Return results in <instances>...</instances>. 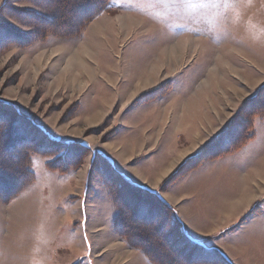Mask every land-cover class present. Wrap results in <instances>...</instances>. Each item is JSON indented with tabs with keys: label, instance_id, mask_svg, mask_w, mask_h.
<instances>
[{
	"label": "rangeland",
	"instance_id": "rangeland-1",
	"mask_svg": "<svg viewBox=\"0 0 264 264\" xmlns=\"http://www.w3.org/2000/svg\"><path fill=\"white\" fill-rule=\"evenodd\" d=\"M104 1L98 8L95 0H0V33L24 41L5 39L0 44V101L30 111L51 133L90 146L80 160L56 159L47 151L56 143L31 121L26 126L16 121L13 138L22 139L9 151L10 162L32 144L47 156L31 155L33 180L12 199L0 198V264H87L89 256L94 264L157 263L151 251L147 256L131 246L135 241L123 237L127 227L117 221L126 214L127 202L115 196L111 183L117 171L99 154L107 153L130 175L135 170L153 182L148 163L163 152L170 159L160 157V171L170 163L173 168L161 177L154 169L159 174L153 173V190L175 193L190 178L199 184L204 169L207 183L227 181L231 168H237L234 175L239 178L231 191L227 182L206 189L217 215H208L211 209L190 196L174 206L165 203L173 210L161 209L165 227L182 236L175 216L186 233L214 239L230 264H264V186L257 176L250 177L258 172L264 179V114L259 111L264 105V0H204L207 7L179 16H165L167 9L158 0ZM118 19L132 22L124 25ZM73 57L83 67L72 64L68 71L66 62ZM142 80L153 84L143 85ZM205 80L212 81L207 99L217 118L211 105L206 107V90L197 94ZM217 81L222 85L216 87ZM193 98L200 101L197 112L192 108L185 118L191 126H183L182 138L170 136L168 130L181 124L171 119L181 116ZM170 105H175L173 110ZM192 128L202 134L195 149L187 139ZM224 128L229 129L227 141L201 152ZM123 151L129 152L127 159L133 156L120 162L115 155ZM246 188L255 199L240 212H231L225 204L240 200ZM223 197L229 199L224 207L218 201ZM136 206L130 209L136 211ZM136 213L148 223L138 229L153 230L141 235V246L153 247L151 235L160 233L155 250L165 248L162 257L168 262L174 253H169L164 229L156 230L146 211L140 214L144 220ZM132 223L135 228L137 221ZM84 236L92 248L89 253L83 250ZM192 257H179L176 264H190Z\"/></svg>",
	"mask_w": 264,
	"mask_h": 264
},
{
	"label": "trees",
	"instance_id": "trees-1",
	"mask_svg": "<svg viewBox=\"0 0 264 264\" xmlns=\"http://www.w3.org/2000/svg\"><path fill=\"white\" fill-rule=\"evenodd\" d=\"M97 3V7L100 5L99 1H103L104 4V0H95ZM99 8V7H98ZM101 8V7H100ZM98 9H96L97 11ZM4 104V103H3ZM8 104H4V114L7 117L4 125L2 127H0V163L1 162H5L7 161V164H0V198L3 201H8L10 199H12L13 197L17 196L23 189L24 187L33 180V176H32V172H31V168H30V157L31 155H40V156H47L46 154L42 153L41 151V147L39 146V148L37 147V144H32L30 146H28L27 149L21 151V153L17 158V161H12L10 162V154L9 151L15 148V144H17V142H19L22 138L18 136V140L17 138H13V133L15 131V123L16 121H19V123L21 122V124L23 125L24 123L28 124V120L27 119H20V116L15 115L16 113H18L17 110L15 109H10L7 107ZM23 122V123H22ZM23 126H26L25 124ZM29 131L31 130V126L28 127ZM41 131V130H40ZM42 132V131H41ZM44 135H46L50 141L57 143L55 141L52 140V138H50L46 133H43ZM35 148H38L36 150ZM44 150V149H43ZM14 155V154H12ZM16 156V155H15ZM12 157V156H11ZM102 157V156H101ZM105 161L106 158L102 157ZM13 162V163H12ZM108 163V165L115 170L112 167V163L110 161H106ZM50 162L47 163V166H49V168L53 169L50 165ZM114 175H116V179L115 181H113L114 183L111 185L114 186L116 188V191L114 192L115 196H117V199L123 200L124 202H127V205L125 207L124 210H126V214L124 215V213L121 216V219L119 221H117L118 223H121L120 221L123 222V224L125 225V227H127L124 231H122L121 233L123 234V237H125L127 239V241L133 240L135 242L130 243L131 246L135 245V247L140 248L143 253H145L147 256H149L148 253H150V251L153 254L152 257V261L157 262L159 264V262H163V264H171L173 262V264H176L177 259L179 257H181L184 260H189L188 258H191L194 253L193 249L190 247V245L187 242V238L188 235L187 233L184 231V228H182L181 223L178 221V219L174 216L173 220L174 222H176V227L180 230L181 232V237H179L176 233L174 235V232H170L169 228L165 227L164 223H162V214H161V209H165L167 210V212L170 210L171 212H173L172 209L169 208V206H167V204H157L154 201H152L149 197L142 195V193L140 192V190L137 187H134L131 185V183L126 182L127 180L125 178H121V176L117 173H114ZM111 194H113V190L111 189ZM113 194V196H114ZM145 197V198H144ZM117 201V200H116ZM143 201H148V203H144ZM142 204H145L148 207H145ZM134 205H137V216H141V212H143V214L146 213L149 214L148 217H151V219L157 223V226L155 228H157L156 230L162 231L164 229V235L165 237L168 238V241L166 242L168 244V249L169 253L172 254V252L174 253L172 257H169V259H167L168 262H165L163 260L162 256H166L165 252L163 250H165V248L162 250H155V246L156 243L161 240L162 238L160 237V233H158V236H154L151 235V240L155 243V245L153 247H148L147 245H145V247H141V244H144V240L139 241V239L141 238V235L143 233L146 234H152L153 230L152 229H143V230H139L138 229V225H145L147 226L148 223L143 222L142 220H139V217L135 216V212L134 210L130 209V207H134ZM142 210L140 212V214H138V210ZM174 215V213H173ZM142 218V216H141ZM143 219V218H142ZM137 221V223H135V228L131 227V224L133 221ZM144 220V219H143ZM151 220V221H152ZM177 236V237H176ZM131 242V241H130ZM170 243V244H169ZM144 246V245H143ZM170 246V247H169ZM189 249V250H188ZM176 252H174V251ZM164 254V255H163ZM158 255V256H157ZM150 258V257H149ZM167 258V257H166ZM219 262L221 264H230L227 259L225 258V256L222 254L219 258ZM155 263V264H157ZM160 263V264H161Z\"/></svg>",
	"mask_w": 264,
	"mask_h": 264
},
{
	"label": "snow or ice",
	"instance_id": "snow-or-ice-1",
	"mask_svg": "<svg viewBox=\"0 0 264 264\" xmlns=\"http://www.w3.org/2000/svg\"><path fill=\"white\" fill-rule=\"evenodd\" d=\"M158 2L164 4L165 8L167 9V12L164 13L165 16H179L188 10L205 8L208 6V4L204 2V0H158ZM5 39L16 41L17 43L21 44L24 43V41L18 40L17 37L13 35L5 37L3 33H0V44H2ZM262 91H264V89H262ZM249 103L252 102L250 101ZM4 107L5 106L3 102L0 101V127L4 125L7 119L3 111ZM7 107L10 109H18V113H16L15 115L21 116L22 118L31 121V123L38 130H41L42 133H46L48 136H51L52 140L57 142L54 147H50L47 149L49 153L56 154V159H64L69 161L80 160L90 149V146L87 145L83 140L78 141L74 139L61 138L59 135L51 133L49 129L44 127L40 120H38L31 114L30 111H25V109L21 108L18 104H10L7 105ZM259 111L264 114V105L259 106ZM228 132L229 129L224 128V130L218 137L213 138V140L209 141L205 145V147L201 149V152L205 151L206 149L209 151H214L217 142L221 140L225 142L227 141ZM99 155L106 158V161H111L112 165L115 166V170L121 176V178L123 179L126 177V182H130L132 186L137 187L142 194L149 197L157 204L166 203L165 198L162 195L166 188L153 190V188L146 186L145 184H141L137 179L129 175L126 168H123L119 164H117V162L107 153H100ZM199 155L200 153H197V157H199ZM134 166L135 165H129V167ZM165 175H167V173ZM187 242L194 251V255L190 261V264H219V258L222 253L216 246L214 239H203L195 235V233L190 232L187 238ZM149 264H152V262L149 261Z\"/></svg>",
	"mask_w": 264,
	"mask_h": 264
},
{
	"label": "crops",
	"instance_id": "crops-1",
	"mask_svg": "<svg viewBox=\"0 0 264 264\" xmlns=\"http://www.w3.org/2000/svg\"><path fill=\"white\" fill-rule=\"evenodd\" d=\"M156 114H158V112L156 113ZM154 117V121H155V115L153 116ZM166 120V119H165ZM168 120V119H167ZM177 120H179L180 121V119H179V117H175V118H173V119H171V121L175 124V121H177ZM156 123V122H155ZM173 127H175V128H173V129H169L168 131H169V135L170 136H172V137H177V136H179L180 135V133L177 131V129H178V127L179 126H173ZM174 131V132H173ZM156 135V134H155ZM155 137V136H154ZM153 137V138H154ZM179 137H181V136H179ZM191 137H193V139H196L197 140V135L195 136V135H191ZM152 138V139H153ZM182 138V137H181ZM186 138V137H185ZM199 138L201 139L202 138V134L199 136ZM152 139H150V140H152ZM188 139V138H187ZM190 140V143H192V145H194L195 143H196V140ZM143 140V139H142ZM147 140V138L145 137V140L144 141H146ZM189 140V139H188ZM142 142L141 144H139V146H138V148H141L142 147V145H144L145 144V142ZM148 143H150L149 141H148ZM135 145H136V143H135ZM184 145H186V142L184 143ZM188 146V145H187ZM128 151H129V149H130V146H128L127 148H126ZM153 149V148H152ZM128 151H123L122 152V157H119L118 155H115L116 157V160H119L120 162H122V160H124V157H125V160H128L129 158H131L132 156H133V154H132V156L131 157H129L128 159L126 158V153H129ZM132 151V150H131ZM135 151H134V148H133V151L131 152V153H134ZM195 152V151H194ZM193 153V152H192ZM169 157L166 161H168L169 159H170V156H169V153L168 152H163L162 154H159V155H157L153 160H151L150 161V164L148 163V168H147V170H148V175H149V178L151 179V178H155V180H153V182H149V181H147L146 180V178L143 176V175H145L144 173H139L138 171H133L132 170V172H131V176H133L135 179H137L141 184H145L146 186H149V187H151V188H153V189H155L156 187L153 185V183H155L156 182V174H158V171L160 170V168H159V170L156 172L154 169H157L156 167H158L159 166V164H160V160H161V158L160 157ZM122 159V160H121ZM111 162V161H110ZM164 165V164H163ZM155 167V168H154ZM227 167H229V166H227ZM234 169H237V168H234ZM234 169L233 168H231V169H229V171H228V173H230V174H228V173H226V175L227 176H231L227 181H222V182H218V181H216V183H207V181L206 180H203V174H205L204 173V171L206 170V169H204V171L203 172H200V179H199V184H193L192 183V180L191 179H193V178H190V179H186V180H184L183 181V183L182 184H178V186L175 188V193H167V192H163L162 193V195L165 197V201H166V203L167 204H169L170 206H174V205H176L177 203H179V202H181V201H185L186 200V196H190V199H192L193 201L194 200H197V201H199V202H196V203H200V204H202V205H204V206H206V207H208V208H210L211 209V211L208 213L207 212V214L208 215H211L212 213H214V215H217L218 213H217V211H216V213L215 212H213L215 209H217L216 207L215 208H213V205H212V203H214L213 201L212 202H208V199H209V193L207 192L206 193V189H216V188H220L224 183H226V182H228V181H232L234 178H236L237 177V175H238V173L236 174V175H234ZM236 172V171H235ZM153 173H156L155 175H153ZM143 174V175H142ZM170 174V173H169ZM168 174V175H169ZM130 175V174H129ZM136 175V176H135ZM167 175V176H168ZM166 176V177H167ZM165 177V178H166ZM164 179V178H163ZM126 180H127V178H126ZM159 184V183H158ZM157 184V185H158ZM188 184V185H187ZM193 187V190H191V188ZM195 188H196V190H195ZM176 192H181L182 193V195H179V193H178V195H176ZM176 196H178L179 198H177ZM189 198H188V200H190ZM108 230V229H107ZM263 232H264V228H263ZM187 235L189 236V234L187 233ZM201 235H204V234H201ZM84 238H85V248H83V250L85 249V251H87V253H89V251H91L92 250V248H91V246H90V244L88 243V241H87V239H86V237L84 236ZM93 258H94V256H93ZM87 264H94L93 263V260H92V258H91V256H89V257H87Z\"/></svg>",
	"mask_w": 264,
	"mask_h": 264
},
{
	"label": "bare ground",
	"instance_id": "bare-ground-1",
	"mask_svg": "<svg viewBox=\"0 0 264 264\" xmlns=\"http://www.w3.org/2000/svg\"><path fill=\"white\" fill-rule=\"evenodd\" d=\"M133 19H135V18H133ZM120 22H121V24H124V25H129V23L130 22H132V20H130V21H121V19H118ZM94 28H96V26L94 27ZM87 47V46H86ZM173 53V52H172ZM170 55V54H169ZM171 56V55H170ZM72 64L74 65V64H76L77 66H79L81 63H80V59H79V57H73V59L71 58L70 60H67V62H66V69L68 70H70L71 69V66H72ZM80 66H82V65H80ZM83 67V66H82ZM68 70V71H69ZM83 70L85 71V70H87V73L89 74V71H88V69L87 68H83ZM213 72H216V70H214ZM212 72V73H213ZM237 73V72H236ZM72 75V74H71ZM217 75V74H216ZM71 81H72V83H76V82H78V81H76V78H75V75L74 76H72V79H71ZM142 82H144L143 80H142ZM212 81H210V80H205V81H203L200 85H199V87H198V93L197 94H199L201 91H204V90H206L207 89V87L208 86H210V83H211ZM221 82V81H220ZM80 83V82H79ZM79 83H77L78 84V88H79V90L82 88V86L79 84ZM153 84V82H150V81H146V82H144L143 83V85L144 84H147V86H150L151 84ZM140 85H141V83H140ZM218 85H222V83H219L218 81L216 82V87H218ZM146 86V87H147ZM140 87V86H139ZM142 87H144V86H142ZM230 88V87H229ZM230 89H232V91L233 92H236L235 91V89H233L232 87L230 88ZM207 92H208V90H206L205 92H204V94L202 95V96H204V98L206 99V107L208 108V105L210 104L211 105V109H210V111L212 110L213 111V115L217 118L218 116H219V113L214 109V104H213V102H208V99H207ZM222 92V91H221ZM196 94V95H197ZM231 98V97H230ZM200 99H202V98H200ZM199 101L200 100H198V98H193V99H191L190 101H189V103H188V105H187V107L186 108H184L183 107V113H182V115L181 116H178V117H180L179 119H180V122H181V124H180V126L178 127V129H177V131L178 132H180L181 130H182V128H183V126L185 127V128H187V127H190L191 125H190V122H188L189 120H185V118L186 117H188L189 116V113L192 111V108H193V111H196L197 109V104L199 103ZM175 105H170V109L171 110H173L172 108L174 107ZM181 110V109H180ZM197 112V111H196ZM99 116H103V113H97ZM193 116H194V114H193ZM196 118H197V115H196ZM191 120H193V121H195V118L193 117ZM205 120V124H207L208 123V119H204ZM192 133L191 134H189V135H187V138L189 139V140H191V139H193V137H191V135L193 136V135H197V140L199 139V136H200V134H197V132H196V130H194V128H192ZM187 133H189V132H187ZM208 133V132H207ZM26 137V136H25ZM193 140H196V139H193ZM195 146L196 145H190L189 146V148H194L195 149ZM193 149V150H194ZM188 152V151H187ZM189 152H191V151H189ZM183 154V153H182ZM180 155V156H183V155ZM179 156V157H180ZM120 157H122V152L120 153ZM182 158V157H181ZM170 167H167V168H164V169H161V171L159 170V173H160V177L161 176H164L166 173L168 174L170 171H171V168H173V164L171 165V163H170V165H169ZM156 168H158L159 169V166L158 167H156ZM260 172H262V171H260ZM259 172V173H260ZM158 173V174H159ZM252 173V172H251ZM261 174V173H260ZM252 175H254V176H257V178H258V181H259V183L262 185V186H264V179H263V177H261L259 174H258V172H256V173H252L251 175H250V177L252 176ZM136 176V175H135ZM250 177L248 178L247 177V181H250L251 179H250ZM261 179H260V178ZM159 181V180H158ZM230 183V185L232 186V187H229L230 188V191H231V189H233V187H236L237 185H238V183H239V178H238V176L236 177V178H234L232 181H228L227 182V185ZM158 184V183H157ZM229 185V186H230ZM256 187L255 188H257V187H259L258 185H255ZM225 190H226V188H225ZM224 190V191H225ZM226 191H228V189L226 190ZM232 194V193H231ZM165 198V197H164ZM255 199V196H254V194H252V192H250L249 191V189L248 188H246L245 189V191H244V193L242 194V196H241V198H240V200H236L235 202H233V203H231V202H228L229 201V199L227 198V197H223V198H220V199H218V201H219V205L220 206H223L224 207V203L225 202H228L227 204H225V205H227V207L230 209V211L231 212H240V210H241V208L243 207V205L244 206H247L249 203H250V201H252V200H254ZM148 207V206H147ZM226 212V211H225ZM141 217V216H140ZM154 245V244H153ZM189 250V249H188ZM158 256V255H157Z\"/></svg>",
	"mask_w": 264,
	"mask_h": 264
}]
</instances>
